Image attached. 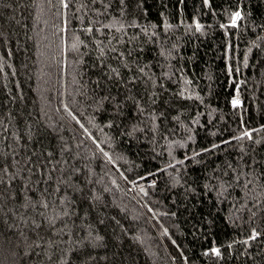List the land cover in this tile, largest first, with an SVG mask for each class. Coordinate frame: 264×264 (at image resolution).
<instances>
[{
    "label": "trees",
    "instance_id": "1",
    "mask_svg": "<svg viewBox=\"0 0 264 264\" xmlns=\"http://www.w3.org/2000/svg\"><path fill=\"white\" fill-rule=\"evenodd\" d=\"M0 264H264V0H0Z\"/></svg>",
    "mask_w": 264,
    "mask_h": 264
},
{
    "label": "snow or ice",
    "instance_id": "2",
    "mask_svg": "<svg viewBox=\"0 0 264 264\" xmlns=\"http://www.w3.org/2000/svg\"><path fill=\"white\" fill-rule=\"evenodd\" d=\"M204 2L207 4V3H208V0H204ZM240 18H241V14H240V12H239V11L235 12L234 15H233V26L236 25V21H237L238 19H240ZM196 27H197V29H199V28H200V25L197 24ZM232 104H233L234 107H240V101H239V97H238V96H237V98H235V99L232 101ZM244 135L248 136V137L251 139V134H250V133L246 132V133H244ZM255 235H256V234L254 233V234H253V237H252L253 239L255 238ZM212 252H213L215 255H217V256L220 254L219 249H217V248H213V249H212Z\"/></svg>",
    "mask_w": 264,
    "mask_h": 264
},
{
    "label": "built area",
    "instance_id": "3",
    "mask_svg": "<svg viewBox=\"0 0 264 264\" xmlns=\"http://www.w3.org/2000/svg\"><path fill=\"white\" fill-rule=\"evenodd\" d=\"M234 91H235V95H234V97L230 100V106H231L232 108H234V106H233V104H232V101H233L235 98H237V96H238V97H239V101H240V107H242V105H243V100L240 98V95H239V91H238V87H237V86L235 87Z\"/></svg>",
    "mask_w": 264,
    "mask_h": 264
}]
</instances>
